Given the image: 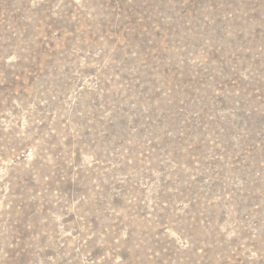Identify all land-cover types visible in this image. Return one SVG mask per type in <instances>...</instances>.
<instances>
[{"label": "rangeland", "instance_id": "1", "mask_svg": "<svg viewBox=\"0 0 264 264\" xmlns=\"http://www.w3.org/2000/svg\"><path fill=\"white\" fill-rule=\"evenodd\" d=\"M0 264H264V0H0Z\"/></svg>", "mask_w": 264, "mask_h": 264}]
</instances>
